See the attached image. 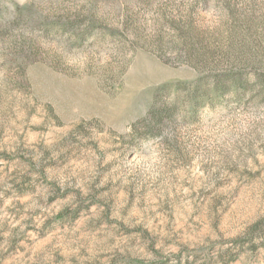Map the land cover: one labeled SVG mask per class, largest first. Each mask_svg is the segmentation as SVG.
I'll use <instances>...</instances> for the list:
<instances>
[{
	"label": "rangeland",
	"instance_id": "rangeland-1",
	"mask_svg": "<svg viewBox=\"0 0 264 264\" xmlns=\"http://www.w3.org/2000/svg\"><path fill=\"white\" fill-rule=\"evenodd\" d=\"M0 264H264V0H0Z\"/></svg>",
	"mask_w": 264,
	"mask_h": 264
}]
</instances>
